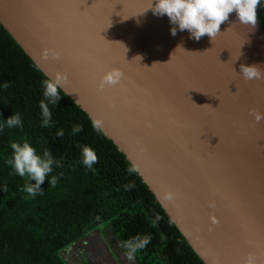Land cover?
<instances>
[{
	"label": "water",
	"instance_id": "95a60500",
	"mask_svg": "<svg viewBox=\"0 0 264 264\" xmlns=\"http://www.w3.org/2000/svg\"><path fill=\"white\" fill-rule=\"evenodd\" d=\"M148 6L0 0V22L49 78L62 75L206 264H264V120L251 115L264 113V80L239 74L264 67V28L233 12L197 42ZM112 69L120 82L101 89Z\"/></svg>",
	"mask_w": 264,
	"mask_h": 264
},
{
	"label": "trees",
	"instance_id": "16d2710c",
	"mask_svg": "<svg viewBox=\"0 0 264 264\" xmlns=\"http://www.w3.org/2000/svg\"><path fill=\"white\" fill-rule=\"evenodd\" d=\"M257 17L264 28V6L257 9ZM46 79L0 22V85H10L0 87V122L14 112L23 120L22 128L0 132V264H67L62 250L103 223H109L107 231L126 257L127 241L151 236L131 260L135 264H206L126 155L101 128H93L94 121L62 88L59 102L49 105L53 127H42ZM73 124L82 125L83 131L72 135ZM60 128L63 137L56 135ZM23 140L38 153L50 150L60 162L41 184L43 195L34 198L22 191L27 178L5 163L12 156L11 142ZM84 145L98 156L92 169L82 163ZM52 176L58 178L55 187L48 183Z\"/></svg>",
	"mask_w": 264,
	"mask_h": 264
},
{
	"label": "clouds",
	"instance_id": "9594fccd",
	"mask_svg": "<svg viewBox=\"0 0 264 264\" xmlns=\"http://www.w3.org/2000/svg\"><path fill=\"white\" fill-rule=\"evenodd\" d=\"M261 6H264V0H149V6L144 12L151 9L154 15H167L170 23L174 25L170 30L172 36H176L177 30L181 32L187 30L189 39L198 42L204 35L213 39L220 32V25L228 20L229 15L233 12L237 14L241 23L251 25L254 28L257 25V9ZM239 74L248 81L264 80V67L258 64L242 63ZM122 76L123 73L119 70L107 71L101 78L100 88L102 89L105 85L118 84ZM62 79V75L57 74L55 77L43 81L44 99L40 101L42 127H53L52 112L49 105H56L61 99ZM0 87L8 88L10 85L5 81ZM251 115L257 122L264 120V113L259 111L253 110ZM13 127H23V120L18 112H14L10 117L0 122V132H3L5 128ZM93 128L99 131L100 121H94ZM82 131V125L73 124L72 135H77ZM56 135L63 137L65 135L64 129H58ZM10 147L12 156L6 159L5 163L14 170L15 174L27 178L22 191L33 198L38 194L43 195L41 184L53 172L54 166L58 167L60 162L53 157L48 149L38 153L37 149L27 140L13 141ZM81 155L83 165L89 169H92L98 161L95 150L90 146H82ZM33 181L35 182L33 183ZM57 182L58 178L55 176L48 180V183L53 187ZM150 242L151 236L149 235H137L127 241L124 244L127 249V258L129 260L134 259L135 254L144 249Z\"/></svg>",
	"mask_w": 264,
	"mask_h": 264
},
{
	"label": "rangeland",
	"instance_id": "374dc122",
	"mask_svg": "<svg viewBox=\"0 0 264 264\" xmlns=\"http://www.w3.org/2000/svg\"><path fill=\"white\" fill-rule=\"evenodd\" d=\"M103 223L83 240L62 250L67 264H135L122 252L120 242ZM84 253L88 254V259ZM85 259V260H84Z\"/></svg>",
	"mask_w": 264,
	"mask_h": 264
}]
</instances>
